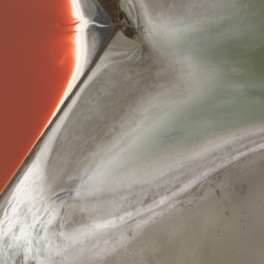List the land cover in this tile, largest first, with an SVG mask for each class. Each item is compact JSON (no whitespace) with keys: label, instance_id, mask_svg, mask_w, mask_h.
I'll return each mask as SVG.
<instances>
[{"label":"snow or ice","instance_id":"6c2138e0","mask_svg":"<svg viewBox=\"0 0 264 264\" xmlns=\"http://www.w3.org/2000/svg\"><path fill=\"white\" fill-rule=\"evenodd\" d=\"M36 7L41 9L35 33L39 70L20 110L14 139L22 155L38 141L42 146L6 197L0 213V251L22 253L25 262L32 255L37 264H56L55 256L85 231H64L63 210L87 211L91 200L114 194L137 177L151 176L171 154L179 153V140L207 112L220 86L219 50L246 37L242 13L251 6L240 0H152L149 11L141 5V40L152 59L166 68L169 87H153L155 95L138 89L128 107L132 115L121 119L117 134L85 150L75 173L64 174L67 187L48 181L46 161L96 74L93 69L81 81L99 50L95 38L90 46L89 35L100 24L85 15L78 0H43ZM261 13L264 16V4ZM249 116L255 121L254 112ZM256 122L264 127V106ZM196 139L188 137L191 143ZM18 163L9 167L7 149L0 146V171L7 168L10 178ZM55 238L61 243L54 251Z\"/></svg>","mask_w":264,"mask_h":264},{"label":"water","instance_id":"95a60500","mask_svg":"<svg viewBox=\"0 0 264 264\" xmlns=\"http://www.w3.org/2000/svg\"><path fill=\"white\" fill-rule=\"evenodd\" d=\"M42 2L0 0V146L7 149L9 167L19 161L10 178L7 168L0 171V185H4L0 197L39 143L22 155L14 134L20 110L39 70L35 33L41 9L36 5ZM240 2L251 6L242 13L247 35L219 50L217 70L223 73L220 86L212 94L207 112L193 121L185 138L179 140V153L171 154L151 176L137 177L131 184L118 186L114 194L91 200L87 211L63 210L64 231H85L78 232L77 241L55 256L56 264L86 263L264 151V127L256 122L264 106V0ZM141 5L151 11L152 0H120V7L133 24V37L141 46L118 30L92 68L96 74L88 81L46 161L50 183L67 187L64 174L75 173L85 150L121 130V119L132 115L128 107L138 89L152 95L156 94L153 87L167 91L170 82L165 80L166 68L152 59L137 27ZM158 39L164 42L165 38ZM102 43L103 39L101 46ZM250 112L255 113V121ZM188 137H196V143L189 142ZM10 190L0 204V213ZM95 224L103 226L94 228ZM59 243V238L51 241L54 251ZM0 264H37V260L30 255L25 262L22 253L0 251Z\"/></svg>","mask_w":264,"mask_h":264},{"label":"bare ground","instance_id":"6f19581e","mask_svg":"<svg viewBox=\"0 0 264 264\" xmlns=\"http://www.w3.org/2000/svg\"><path fill=\"white\" fill-rule=\"evenodd\" d=\"M78 3L100 24L89 35L90 46L95 38L100 48L111 25L96 0ZM130 39L141 46L135 37ZM100 50L81 81L104 52ZM41 144L5 189L0 204ZM84 264H264V151Z\"/></svg>","mask_w":264,"mask_h":264},{"label":"rangeland","instance_id":"374dc122","mask_svg":"<svg viewBox=\"0 0 264 264\" xmlns=\"http://www.w3.org/2000/svg\"><path fill=\"white\" fill-rule=\"evenodd\" d=\"M101 11L110 23L109 33L107 38L102 43L101 50L103 51L107 42L110 41L115 33L120 30L128 38H133V32L130 29L131 23L120 7V0H96Z\"/></svg>","mask_w":264,"mask_h":264}]
</instances>
